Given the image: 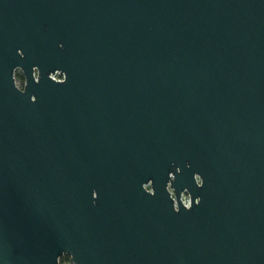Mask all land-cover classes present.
Returning a JSON list of instances; mask_svg holds the SVG:
<instances>
[{
  "label": "water",
  "instance_id": "1",
  "mask_svg": "<svg viewBox=\"0 0 264 264\" xmlns=\"http://www.w3.org/2000/svg\"><path fill=\"white\" fill-rule=\"evenodd\" d=\"M62 254L264 264V0H0V264Z\"/></svg>",
  "mask_w": 264,
  "mask_h": 264
},
{
  "label": "built area",
  "instance_id": "2",
  "mask_svg": "<svg viewBox=\"0 0 264 264\" xmlns=\"http://www.w3.org/2000/svg\"><path fill=\"white\" fill-rule=\"evenodd\" d=\"M51 75H54V76L59 77V78H62V75H61L59 72H57V71H55V72L52 73ZM14 81L17 83V85H18L19 87H21V85H22V79L14 78ZM180 198L183 199V196L181 195Z\"/></svg>",
  "mask_w": 264,
  "mask_h": 264
},
{
  "label": "trees",
  "instance_id": "3",
  "mask_svg": "<svg viewBox=\"0 0 264 264\" xmlns=\"http://www.w3.org/2000/svg\"><path fill=\"white\" fill-rule=\"evenodd\" d=\"M15 78H19V79H20V77H19L17 74H15ZM65 260H66V261L68 260V256H66V255H61V256L58 258V263H59V264H63V263L65 262Z\"/></svg>",
  "mask_w": 264,
  "mask_h": 264
},
{
  "label": "flooded vegetation",
  "instance_id": "4",
  "mask_svg": "<svg viewBox=\"0 0 264 264\" xmlns=\"http://www.w3.org/2000/svg\"><path fill=\"white\" fill-rule=\"evenodd\" d=\"M167 189H168V187H167ZM170 195H171V193H170ZM181 195L183 196V199L187 201V197H188V196H187V193H185V192H181L180 197H181ZM62 255H66V256H68L67 254H62Z\"/></svg>",
  "mask_w": 264,
  "mask_h": 264
}]
</instances>
